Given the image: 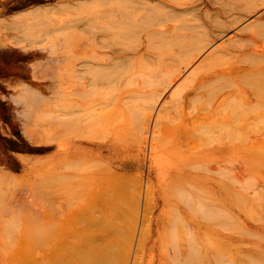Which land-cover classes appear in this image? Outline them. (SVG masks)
<instances>
[{"label":"rangeland","instance_id":"obj_1","mask_svg":"<svg viewBox=\"0 0 264 264\" xmlns=\"http://www.w3.org/2000/svg\"><path fill=\"white\" fill-rule=\"evenodd\" d=\"M159 1L0 0V253H4L0 264L19 260L16 250L19 234L27 229L36 232L40 223H105L108 236L103 239L94 233L92 252L98 249L102 239L103 243L107 241L105 245L115 254L113 264H264L242 255L247 250H262L264 235L250 236L245 243L229 239L230 235H237L247 227L255 229L264 223V133L263 139L258 141L243 144L238 141L243 133L252 131V122L260 115L258 108L243 113L241 118L250 119L241 126L242 112L237 109L244 91L237 90L232 105L224 106L211 124L198 121L194 125L190 121L191 111L206 105L211 93L223 92L222 87L232 82L227 75H220L208 84L205 96L192 95L190 107L183 105L181 98L188 86L187 77L191 75L194 79L217 73L235 60L201 62L210 49L226 43L229 38H218L216 46L208 49L160 99L155 169L149 172L147 148L141 194L133 192L138 184L136 170L129 175L130 180L126 177L119 181L121 189L117 186V192L123 189L119 193L113 192L110 186L116 183L109 182L107 175L101 172L97 176L99 180L104 178L103 184L107 183L108 188L105 187L107 192L101 191L104 194L99 192L100 195L92 196L89 188H84V193L82 188L75 187H69V192L63 191L56 183L58 112L61 106L65 112L70 110L72 71L75 60H79L73 46L80 38L82 48L89 50L86 35L91 33L92 21L111 10L114 11L109 16L130 18L131 11L134 13L131 17L140 20L137 27L130 26L131 31H127L129 26L124 29L130 32L125 44L128 54L135 57L124 65L126 81L119 84L126 92L134 89L137 92L124 95L123 101L127 104L122 108L115 109L114 104L105 106L102 119L91 123L90 131L100 138L118 134L126 146L140 145L142 123L150 111L148 92L161 88L162 76L183 62L180 44L175 47L167 42L172 40L170 36L164 42L155 37L149 50L143 48L140 52L143 56L136 54L140 41L147 43L150 26L156 27L164 18L163 8L157 12L148 7L160 4ZM184 1L193 6L206 0H180ZM216 1V6L221 7L230 2L233 6L235 0ZM236 1L244 3V0ZM249 1L251 6L258 4L257 0ZM194 13L189 11L177 19V23H181L179 27L201 23L204 16L200 13L196 20ZM258 16L256 13L247 16L239 29L253 22H264V18ZM235 33L236 29L227 37ZM180 40L187 43L191 38ZM196 46L194 42L189 48ZM84 49L79 54V62L86 58ZM252 79L247 77L239 82ZM33 82L42 83L44 96L31 93ZM176 90L179 92L172 96ZM115 93L119 94L120 90ZM163 104L166 107L162 108ZM230 118L233 129L226 135L221 125L227 124ZM187 125L193 129L195 137L182 142L179 136ZM64 126L67 128L66 124ZM101 161L102 170L98 165L95 167L98 171L109 164V160ZM113 227L116 233L111 232ZM129 251H132L130 255ZM21 263L22 259L17 262Z\"/></svg>","mask_w":264,"mask_h":264},{"label":"bare ground","instance_id":"obj_2","mask_svg":"<svg viewBox=\"0 0 264 264\" xmlns=\"http://www.w3.org/2000/svg\"><path fill=\"white\" fill-rule=\"evenodd\" d=\"M236 2V0L232 2L233 6H230V2V5L227 4L228 6L223 5L221 7L216 6V0H206L193 6L189 5L190 3L188 4L187 1L183 3L180 0H161L160 4H149L148 7L157 12L163 8L164 18L155 25L156 27L154 25L150 26L151 28L147 31L148 41L147 43L142 40L140 41L141 43L138 45V49H136V54L143 56L144 54L140 52L143 48H147L146 51H148V47L153 43L152 40L155 37L164 42L170 36L172 40H168L167 42L175 47L180 44V50L182 51H179V53L182 55L183 62L179 66L168 70L162 76L161 88L148 92V96L151 98L150 111L142 123L141 132L143 137L140 145H137V147L134 144L129 146L123 144L118 134L111 138H100L99 136H95L90 130L92 127L91 123H98L102 119L105 106L114 104L113 106H116L115 109L122 108V106H125L124 104H127V101H123L124 95L137 92V89H134L129 90L128 93L126 90L120 89L119 84L121 85L126 81L123 75V71L126 68L124 65L132 57H135L128 54L129 51L125 46L128 43V35L130 33L127 31H131L130 26L137 27V23L140 20L133 16L131 17V14H134L131 11L129 13L130 18H123L117 15L109 16L114 10H111L108 14L106 12L94 18L91 25V33L86 35L89 50L82 48L80 38L76 39L73 46L75 57L80 60L79 54L84 49L86 58L83 62H79V60L74 61L75 64L70 84V110L69 112H65L61 106L58 112L55 132V155L57 160L56 183L59 184V189L63 188V191L67 190L69 192V187H75L82 188L81 192H83L84 188H86L85 190L89 188L92 191V196L95 193L99 194V192L100 194H104L101 191L105 190V187L108 188V186H105L107 183L103 184L104 178L99 180L97 173L101 172L103 175L104 173L107 175L109 182L116 183L110 186L116 189L115 191L112 188L113 192H117L120 186H118L120 184L119 181H123V178L126 177L129 179V175H133L131 172L136 170V173H139V176H135L138 179V184L136 185L137 191L133 192H137L136 195L141 194L144 182L143 174L146 166L145 161L147 160V148L150 154H148V160L150 161L149 172L155 169V165L153 164L155 162L154 145L159 118L158 110L161 105L160 99L176 86L187 74L188 69L208 49L214 45L216 46V43L220 40L218 38L226 37L229 40H226V43L217 44V48H213L212 51L210 49L209 54L201 62L204 63L208 60L217 62L228 58L235 60L226 68L217 71V73L201 75L194 79H191V75L187 77L188 86L182 93V104L190 107L192 95L196 97L205 96L204 91H207L208 84H211L220 75H227L232 82L222 87L223 92L211 93L207 97L208 103L206 105L196 109V111H191L190 121L194 125L198 121H202L205 125L211 124L213 122L211 120L216 118L224 106L228 104L232 105V97L236 94L237 90L240 92L244 91V94L239 99L240 107L237 109L238 112H242L239 118L244 115L243 113L249 112L253 108H258L260 115H257L259 118H255L252 122V131L243 133L238 138V141L243 144L263 139L264 78L262 76H264V22L258 24L253 22L240 29L239 26L246 18L255 13L259 14V19L264 18V0H257L258 4L255 6H251L249 0H244L242 5L241 1H239L240 4H238L239 2L236 4ZM185 6L190 7L185 8ZM211 6L212 10L214 9L216 12H211ZM204 8L208 9L204 12ZM142 9L145 8L143 7ZM189 11L195 12L194 17L196 20H198L200 13L204 16V19L201 23L195 22L179 27L181 23H177V19ZM245 11L247 14H244ZM32 13H35V11ZM128 26V30L125 31V27ZM234 29H236L235 35L227 37ZM184 37H189L191 40L183 43L180 39ZM194 42L197 46L192 48ZM190 46L192 47L189 48ZM214 58L217 59L214 60ZM247 77L254 79L248 80L245 83L239 82V79ZM32 85L30 86L32 94L36 93L44 96L42 93L46 92L41 90V82H33ZM226 88H229V90H224ZM117 89L120 90L119 94L115 93ZM178 92L177 90L173 91L172 96H176ZM161 107L164 108L166 105L163 104ZM249 119V117L244 116L241 118L240 125L245 126L247 124L246 121ZM65 124L67 128H65ZM189 126H185V131L179 136L182 142H189L195 137L192 132L193 129L189 128ZM232 127L233 122H231V118L227 124L221 125V129L224 130L226 135L231 134ZM47 149H50V147H47ZM80 160L84 167H81ZM99 160H103L106 163V160H109V164H102L107 166L106 168L102 167L103 171L95 169L96 165L99 168L101 167L99 163L102 161L100 162ZM117 170H122L121 172L123 173ZM133 177L130 176V178ZM122 190H118L117 193ZM235 190L237 189L235 188ZM105 192L107 191L105 190ZM236 199L241 200L239 197H236ZM78 213L80 214L82 211ZM74 215L76 216L77 214L74 213ZM71 218L73 219V216ZM112 231L117 232L114 227L111 229ZM108 232L109 230L106 228L105 223H40L36 232L30 231V229L21 231L16 250L19 252V260L22 259L21 264H113L115 254H111L112 251L105 245L107 241L103 243V239L107 238ZM94 233H97V236H101L103 239L99 247L97 246L98 249L93 253L94 246H92L91 242ZM253 235H264V223L255 229L247 227L243 231H239L237 235H230L229 239L233 242L245 243ZM131 252L129 251L127 254L130 255ZM3 255L4 253H0V258ZM242 255L256 259L257 263H264V248L260 251L247 250ZM180 260L183 263V257ZM18 261H12L10 264H17Z\"/></svg>","mask_w":264,"mask_h":264}]
</instances>
